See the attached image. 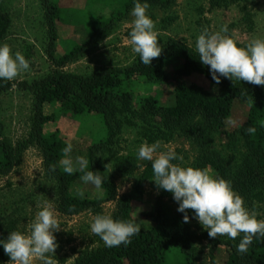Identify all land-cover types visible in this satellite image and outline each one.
Instances as JSON below:
<instances>
[{
  "label": "trees",
  "instance_id": "obj_1",
  "mask_svg": "<svg viewBox=\"0 0 264 264\" xmlns=\"http://www.w3.org/2000/svg\"><path fill=\"white\" fill-rule=\"evenodd\" d=\"M176 1L147 0L164 7ZM233 1L212 0V4L222 6ZM134 2L132 0L127 5L126 11L116 12L109 19H98L84 42L77 43L71 39L67 41V48H62L57 42L56 25L58 20L61 21L63 9L57 0H44L46 18L52 30L48 48L50 59L56 66L77 60L96 42L113 32L117 20L124 17ZM245 19L252 22L248 13ZM11 24V14L2 8L0 0V42L6 37ZM158 43L162 52L159 57L153 58L151 65L142 64L136 54L133 62L127 65L104 66L89 74L56 70L32 84L35 89V113L30 141L42 148L46 170L57 181L59 211L75 215L86 210H98L104 203L116 201L113 219L138 222L141 227L139 234L133 236L128 245L98 246L83 253L74 264H161L172 246H179L185 255V261L178 264H201L204 248L199 244L204 237H210L206 230L200 234L191 224L195 218L194 210H186L189 220L185 222V213L171 212L163 203V197L168 194L163 189L156 204L152 206L145 201V187L155 178L150 161L144 162L138 172L135 157H116L115 168L119 172L125 175L137 172L131 189L121 195L116 182L100 165L99 153L113 151L126 126L137 128L141 139L150 144L175 139L189 141L197 150L193 167L212 169L218 178L230 181L244 201L264 199V85L233 82L223 77L217 84L208 66L202 65L195 48L187 41L176 37L162 41L158 37ZM174 62L177 65L170 74L168 66ZM196 76L204 82L191 78ZM137 78L154 83L172 81L174 102L162 104L158 94L151 93L142 96L136 104L134 93L124 84ZM11 86L10 81L0 80V92ZM237 99L247 101L249 112L245 121L231 127L230 116ZM46 104L52 105L53 111L46 113ZM68 117L75 118L76 122L84 125V129H88L89 135L92 134L93 140L86 156L88 170L99 171L103 177L102 186L85 190L83 197L72 191L73 183L83 173L68 175L59 165L63 158L62 149L69 140L56 125ZM90 120L96 124H91ZM250 126L256 129L255 133L246 132ZM219 139L232 149L241 142L244 153L235 166L218 150L216 140ZM16 153L15 147L2 139L0 123V175L13 170ZM53 164L57 165L55 169L50 168ZM139 217L151 223L143 224ZM12 226L0 227V239H6L11 231L16 230ZM242 235L235 240L210 238V264H222L218 261L221 245L229 249L223 264H264V237L254 238L248 251L239 254L236 246ZM9 259L0 246V261Z\"/></svg>",
  "mask_w": 264,
  "mask_h": 264
},
{
  "label": "rangeland",
  "instance_id": "obj_2",
  "mask_svg": "<svg viewBox=\"0 0 264 264\" xmlns=\"http://www.w3.org/2000/svg\"><path fill=\"white\" fill-rule=\"evenodd\" d=\"M57 1L63 9L61 21L58 20L56 25L57 42L62 48H67V41L72 39L77 43L84 42L89 38L91 29L98 19H109L116 12L126 11L127 5L132 0ZM149 5L147 14L155 21V29L162 41L176 37L194 47L196 37L204 28L218 31L224 24L229 29L227 35L236 40L240 47H244L253 36L264 37V0H234L222 6H214L212 0H177L166 7L157 3H149ZM1 6L11 14L12 24L0 44L7 43L13 53L20 51L29 60L30 69L18 74L10 81L12 86L0 92L2 139L11 143L17 150L13 170L0 175V227L14 225L16 230L28 232L36 213L45 204H50L61 226V229L55 233L58 243L55 250L57 264H74L86 251L105 245L99 236L91 232L90 223L97 214L113 217L117 202L108 201L98 210H86L71 216L58 210L57 181L47 173L42 148L30 141L35 113V89L32 84L56 70L89 74L104 66H123L132 63L136 54L131 51L127 30L134 19L130 15L134 4L130 9L128 8L129 10L127 9L128 12L123 18L117 20L111 34L96 42L77 60L63 66H56L48 54L52 30L46 18L44 0H1ZM247 13L252 22L245 19ZM175 65L177 62L168 66L170 74L173 73ZM191 78L204 82L197 76ZM124 87L134 93L136 104L142 96L151 93L158 94L160 102L165 105L172 104L175 100L172 81L154 83L137 78L125 83ZM44 107L46 113L54 109L50 104ZM248 112L247 101L237 99L232 108L230 126L235 127L245 121ZM74 119L69 117L62 119L56 126L67 134L69 142L73 144L71 153L73 158L77 155L86 157L87 148L93 140L92 134L89 135L88 129H84V125ZM90 123L96 124L92 120ZM97 123L100 124L99 121ZM138 132L137 128L126 126L113 151L101 152L98 155L100 165L116 182L119 195L131 189L137 172L131 175L119 172L115 168L116 157H135L139 165L138 172L143 168L144 162H147L136 157L139 146L145 142ZM216 145L218 150L229 158L232 166H235L244 153L241 142H238L234 149L220 139L216 140ZM169 148L184 157L183 166L193 167L197 150L189 141L175 139L161 143L158 152ZM173 162L180 163V161ZM209 173L218 178L212 169H209ZM154 179L145 187V201L152 206L162 194V188L157 186ZM90 188L93 189V185L84 184L79 179L73 183L72 191L79 195L80 191L85 192ZM162 200L171 212L177 211L178 203L170 192ZM245 204L256 214L257 219L264 220V199L248 200ZM140 222L146 225L151 223L142 218ZM191 224L200 234L205 231L196 218L191 220ZM217 237L222 239L219 235ZM211 241L210 238L204 237L199 244L204 248L200 258L201 264H210ZM228 253L229 249L221 245L218 250L219 263L223 264L226 261ZM184 261L185 255L179 246H172L161 264H178ZM0 264H8V261H0ZM35 264L40 262L36 261Z\"/></svg>",
  "mask_w": 264,
  "mask_h": 264
},
{
  "label": "clouds",
  "instance_id": "obj_3",
  "mask_svg": "<svg viewBox=\"0 0 264 264\" xmlns=\"http://www.w3.org/2000/svg\"><path fill=\"white\" fill-rule=\"evenodd\" d=\"M150 7L147 0H135L130 15L134 18L128 32L131 51L139 56L144 65H151L153 58L161 55L162 46L158 43L155 21L147 14ZM226 24L218 31L204 28L195 39V51L204 66H208L212 79L219 84L221 78L231 81H246L254 85H264V37L253 36L244 47L227 35ZM30 69V62L20 52H12L7 43L0 44V80L11 81L21 72ZM248 127V134L255 133ZM160 141L142 143L136 153L141 161H150L154 181L159 188L172 194L178 203L177 211L185 213L194 210L195 218L210 238L227 236L241 239L236 246L239 254L248 251L254 238L264 237V220L257 219L245 204L244 198L224 178L210 175L207 168L183 166L184 157L171 148L159 151ZM73 144L67 143L62 149L63 158L59 161L63 172L72 175L82 172L84 184L99 189L103 177L99 171L88 170L89 160L83 155L73 158ZM158 153V154H157ZM173 161H180L174 163ZM57 165H50L55 169ZM79 195L84 196L80 191ZM61 229L58 217L50 204H45L36 213L30 231L14 230L6 239H0V246L10 258L8 264H57L55 250L58 247L55 233ZM90 230L100 237L106 247L125 246L141 231L138 222L113 219L111 215L97 214L90 223Z\"/></svg>",
  "mask_w": 264,
  "mask_h": 264
},
{
  "label": "crops",
  "instance_id": "obj_4",
  "mask_svg": "<svg viewBox=\"0 0 264 264\" xmlns=\"http://www.w3.org/2000/svg\"><path fill=\"white\" fill-rule=\"evenodd\" d=\"M48 173V172H47ZM49 174V173H48ZM50 175V174H49ZM54 179V178H53ZM56 180V179H55ZM56 195L58 196V189H57V192H56ZM57 208H58V200H57ZM59 210V209H58ZM61 212V211H60ZM62 213V212H61ZM66 215V214H65ZM71 216V215H69Z\"/></svg>",
  "mask_w": 264,
  "mask_h": 264
}]
</instances>
